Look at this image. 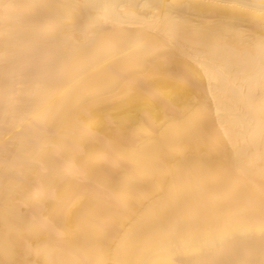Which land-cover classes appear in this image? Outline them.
<instances>
[{"label": "bare ground", "instance_id": "bare-ground-1", "mask_svg": "<svg viewBox=\"0 0 264 264\" xmlns=\"http://www.w3.org/2000/svg\"><path fill=\"white\" fill-rule=\"evenodd\" d=\"M0 264H264V0H0Z\"/></svg>", "mask_w": 264, "mask_h": 264}]
</instances>
